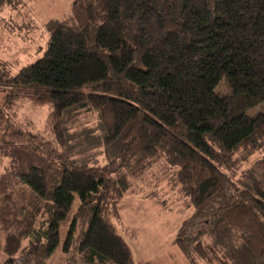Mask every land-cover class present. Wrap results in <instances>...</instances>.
Instances as JSON below:
<instances>
[{
    "label": "trees",
    "instance_id": "obj_1",
    "mask_svg": "<svg viewBox=\"0 0 264 264\" xmlns=\"http://www.w3.org/2000/svg\"><path fill=\"white\" fill-rule=\"evenodd\" d=\"M46 27L0 70V264H135L119 203L161 181L194 211L190 264H264V0H73ZM25 103L40 124L7 117Z\"/></svg>",
    "mask_w": 264,
    "mask_h": 264
},
{
    "label": "rangeland",
    "instance_id": "obj_2",
    "mask_svg": "<svg viewBox=\"0 0 264 264\" xmlns=\"http://www.w3.org/2000/svg\"><path fill=\"white\" fill-rule=\"evenodd\" d=\"M72 1L13 0L9 3L10 6L1 8L0 70L3 63L4 65L9 63L11 64L9 71L14 74L21 66L39 58L43 54L48 39L47 21L66 17ZM1 101L0 94V103ZM45 111L44 108H33L25 103L18 104L17 107L12 106L5 112L11 121L14 119L22 122L25 121V117H29L40 124L45 117ZM91 119L92 116H88L85 119L86 122L83 120L82 127L95 129L92 134L96 137L89 142L97 143L98 140L101 141L102 130L97 125L95 127L94 120ZM81 144L85 145L86 154L91 155L93 161L96 160L102 165L106 163L104 157L99 155L100 145L89 146L86 141ZM6 165L7 159L0 154V173ZM159 185L158 197H147L152 190H156L155 184L141 182L138 184V187L141 186V191L124 196L119 203L121 220L116 223L117 233L128 245L135 264H190L172 240L181 229L182 223L191 217L194 211L185 198L179 199L177 193L168 188L164 181H161ZM15 194L14 199L20 196L18 190H15ZM197 230V226L193 225L187 234L195 235ZM50 264L55 262L52 261ZM75 264L83 263L76 261Z\"/></svg>",
    "mask_w": 264,
    "mask_h": 264
}]
</instances>
